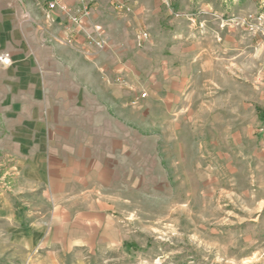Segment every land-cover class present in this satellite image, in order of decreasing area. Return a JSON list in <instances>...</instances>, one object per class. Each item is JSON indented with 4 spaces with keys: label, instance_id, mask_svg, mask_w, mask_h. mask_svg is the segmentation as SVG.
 Wrapping results in <instances>:
<instances>
[{
    "label": "crops",
    "instance_id": "obj_1",
    "mask_svg": "<svg viewBox=\"0 0 264 264\" xmlns=\"http://www.w3.org/2000/svg\"><path fill=\"white\" fill-rule=\"evenodd\" d=\"M48 1L0 0V53L10 56L0 63V147L11 157L15 202L0 218L15 221L28 264H63L106 241L118 201H129L148 165L159 166L157 128L171 127L176 164L180 125L191 119L184 53L152 55L150 33L137 45L145 28L135 10H113L132 9L125 0H90L84 29L59 8L46 17L39 5ZM95 23L103 49L86 40ZM261 135L263 160L264 127Z\"/></svg>",
    "mask_w": 264,
    "mask_h": 264
},
{
    "label": "rangeland",
    "instance_id": "obj_2",
    "mask_svg": "<svg viewBox=\"0 0 264 264\" xmlns=\"http://www.w3.org/2000/svg\"><path fill=\"white\" fill-rule=\"evenodd\" d=\"M125 2L151 34L152 55L184 53L191 119L179 128L178 162L166 123L159 166L118 201L106 241L61 262L264 264V0ZM10 165L0 147L2 210L15 205ZM15 224L0 218V264H28Z\"/></svg>",
    "mask_w": 264,
    "mask_h": 264
},
{
    "label": "built area",
    "instance_id": "obj_3",
    "mask_svg": "<svg viewBox=\"0 0 264 264\" xmlns=\"http://www.w3.org/2000/svg\"><path fill=\"white\" fill-rule=\"evenodd\" d=\"M79 7L75 10H71L69 7L66 6L61 0H50L46 2V5H39L42 8L44 15L46 17L50 16V12L59 8L62 11H65L68 15V18L71 22H74L76 26L80 29H84L83 27V20L90 14L91 6L90 0H78ZM116 9L121 10L124 9L126 12H129L130 8L123 3L118 2ZM86 40L88 43L93 44L95 47L99 49H103L107 46V38L104 33V28L100 24H92L91 27L88 28L86 32ZM149 38V32L144 30H140L138 37H137V45H141L143 42H147ZM67 43H72V39L67 37L65 39ZM0 63L2 65H8L10 63V56L9 53L3 52L0 53ZM141 96H145L146 93L141 92Z\"/></svg>",
    "mask_w": 264,
    "mask_h": 264
}]
</instances>
